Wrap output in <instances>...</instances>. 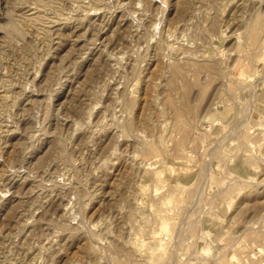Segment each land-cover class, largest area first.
<instances>
[{
  "label": "rangeland",
  "instance_id": "rangeland-1",
  "mask_svg": "<svg viewBox=\"0 0 264 264\" xmlns=\"http://www.w3.org/2000/svg\"><path fill=\"white\" fill-rule=\"evenodd\" d=\"M57 1L0 0V264H264V0Z\"/></svg>",
  "mask_w": 264,
  "mask_h": 264
},
{
  "label": "bare ground",
  "instance_id": "bare-ground-1",
  "mask_svg": "<svg viewBox=\"0 0 264 264\" xmlns=\"http://www.w3.org/2000/svg\"><path fill=\"white\" fill-rule=\"evenodd\" d=\"M73 1V0H72ZM227 2V1H226ZM24 3V2H23ZM60 2H58L57 0H34V6L32 5V4H30L29 3V5H28V8H27V10H30V9H39V8H37V7H40V6H42L43 7V5H49L50 7L52 6L53 7V9H52V11H54L55 12V14L53 15V16H44L45 14L43 13V14H41V15H34L33 17L31 16V18H28L29 20H31L32 22H34V24H36L37 26H38V28H39V30L41 29V31L44 33V34H46L47 35V33H48V30L49 31H51L50 30V28L48 29V27H49V24H53V23H55L56 21H58L59 23H60V20L59 19H65L64 21L66 22H64L65 24H69V23H67V18H69V17H67L66 16V14L64 15V12H63V9L60 7L61 6V4H59ZM72 3H74V1L72 2ZM81 3V2H80ZM83 4V3H82ZM32 5V6H31ZM40 5V6H39ZM76 5V4H75ZM79 6V5H78ZM187 6V5H186ZM45 7V6H44ZM75 8V7H74ZM82 8V7H81ZM186 8V7H185ZM19 9V8H18ZM22 9V8H21ZM45 9V8H44ZM50 9V8H49ZM46 10V9H45ZM71 10V9H70ZM15 11V10H14ZM43 11V10H42ZM47 11V10H46ZM87 11V10H86ZM182 11V10H181ZM15 13V12H14ZM38 13V12H37ZM84 14V13H83ZM49 15V14H48ZM78 17H80V16H78ZM53 18H56V19H53ZM24 19V18H23ZM27 19V20H28ZM58 19V20H57ZM78 19V18H77ZM81 19V18H80ZM69 20V19H68ZM30 21V22H31ZM22 22H23V20H22ZM79 22V21H78ZM24 24L23 25H25V23L26 22H23ZM28 23V22H27ZM47 23H49L48 25H45V24H47ZM77 23V22H76ZM79 23H81V22H79ZM255 23V22H254ZM257 23V22H256ZM260 23V24H259ZM258 24H259V26L260 25H262L261 24V21L259 22ZM6 24V23H5ZM258 24H256L254 27L257 29V27H258ZM29 25V24H28ZM40 26V27H39ZM252 26V27H253ZM259 28V27H258ZM261 28V27H260ZM259 28V29H260ZM6 31H7V33H18V30H17V28H15V25L13 26L12 24L11 25H9V26H6ZM25 29V28H24ZM253 30V29H252ZM251 30V31H252ZM20 31V30H19ZM253 32H254V30H253ZM255 32H257V31H255ZM259 32V31H258ZM59 33V32H58ZM63 32L61 31V34H62ZM60 34V35H61ZM59 35V34H58ZM63 35V34H62ZM61 35V36H62ZM14 36V35H13ZM254 36V34L252 35V37ZM258 36V35H257ZM61 38H63V37H61ZM250 38H251V35H250ZM254 38V37H253ZM252 38V39H253ZM255 38H257V37H255ZM255 38H254V41H255ZM256 42H257V40H256ZM261 43V42H260ZM256 45V44H255ZM172 65H174V64H172ZM192 65V64H191ZM209 65V64H208ZM179 66V65H178ZM178 66H176L174 69H173V73L175 74L176 72H177V74H178V71L180 72V70L179 69H181V68H178ZM182 66V65H181ZM187 66V65H186ZM194 66V65H193ZM185 67V66H184ZM210 67H211V65H210ZM193 68V67H192ZM186 69H188V68H186ZM198 69V68H197ZM213 69V68H212ZM183 71V70H182ZM186 71V70H185ZM184 73V72H183ZM187 73V72H186ZM181 74H182V72H181ZM174 76H176V75H174ZM185 76V75H184ZM182 78V77H181ZM170 82H171V80H170ZM184 82V81H183ZM5 83V82H4ZM189 83L190 82H187L186 83V86L188 87V85H189ZM172 84V83H171ZM154 86V85H153ZM176 86V85H175ZM182 87H183V85H182ZM7 94H8V92H3V93H1L0 92V100L1 101H3V100H7ZM183 98V97H182ZM174 99V98H173ZM173 99H169V100H172L173 101ZM210 118H211V114H210V116H209ZM161 136V135H160ZM138 188V190H136L137 192H136V196L134 195V197H132V199L134 200H132L134 203H135V205L137 206V205H140L141 203H142V198L140 197V196H142L141 195V192H142V190H141V188H143L142 186H140L139 185V187H137ZM143 197V196H142ZM131 199V198H130ZM166 199V198H165ZM166 201V200H165ZM137 208V207H136ZM68 225V224H67ZM129 240V239H128ZM131 240V239H130ZM133 243V242H132ZM135 243V242H134ZM137 244H139V243H137L136 242V245ZM139 246V245H138Z\"/></svg>",
  "mask_w": 264,
  "mask_h": 264
}]
</instances>
